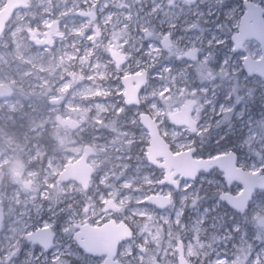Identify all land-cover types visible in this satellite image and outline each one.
Wrapping results in <instances>:
<instances>
[{
    "label": "snow or ice",
    "instance_id": "1",
    "mask_svg": "<svg viewBox=\"0 0 264 264\" xmlns=\"http://www.w3.org/2000/svg\"><path fill=\"white\" fill-rule=\"evenodd\" d=\"M6 10L0 66L60 71L0 112L27 163L0 177V264H264V0Z\"/></svg>",
    "mask_w": 264,
    "mask_h": 264
},
{
    "label": "rangeland",
    "instance_id": "2",
    "mask_svg": "<svg viewBox=\"0 0 264 264\" xmlns=\"http://www.w3.org/2000/svg\"><path fill=\"white\" fill-rule=\"evenodd\" d=\"M41 65L36 64L35 68L30 71H24V69L17 68L11 63V59L4 66H0V73H3L2 78H0V84H6L10 87V93L4 97H0V112L3 111L5 107L10 110H16V108L26 106L28 103H32L35 107L37 102L40 101L42 95L41 89L37 85V78H46L49 83L44 87L51 90L53 87L52 78L60 71L59 67L54 65L46 66L44 71L41 72ZM38 110V109H37ZM62 119L74 118V117H64L61 115ZM8 119L0 118V157H4L0 161V166L2 173L5 175V169L11 168L13 166H19L21 168H26L27 163L25 161V156L19 151V155L15 154L14 162L8 164L7 158L10 156V152H1L4 148L3 139L9 140V142L14 143L17 140L19 134H14L13 130L15 128L9 127ZM67 148L71 149L73 145L71 143L66 145ZM22 150H26V142L21 146ZM88 161L91 163V154L88 156ZM99 163V161H97ZM92 164V163H91Z\"/></svg>",
    "mask_w": 264,
    "mask_h": 264
},
{
    "label": "water",
    "instance_id": "3",
    "mask_svg": "<svg viewBox=\"0 0 264 264\" xmlns=\"http://www.w3.org/2000/svg\"><path fill=\"white\" fill-rule=\"evenodd\" d=\"M10 10H6L4 13H0V17L7 16ZM10 93V87L5 84H0V96L8 95ZM73 119V118H66ZM88 156L81 157L79 160H76L71 168L69 169V174H73L74 172L83 173L87 169L92 167V164L87 159Z\"/></svg>",
    "mask_w": 264,
    "mask_h": 264
},
{
    "label": "flooded vegetation",
    "instance_id": "4",
    "mask_svg": "<svg viewBox=\"0 0 264 264\" xmlns=\"http://www.w3.org/2000/svg\"><path fill=\"white\" fill-rule=\"evenodd\" d=\"M6 85V84H5ZM8 86V85H7ZM6 96V95H4ZM4 96H0V97H4ZM14 134H18L16 129L13 130ZM3 142H4V148L1 152H7L9 151L10 152V156L7 158L8 160V164H12L14 161V157H15V154L17 152V154L19 155V151L23 154L24 153V150L21 149V146L24 144V143H21L18 139L12 143V142H9V140L7 139H3ZM90 155V154H89ZM88 159V157H87ZM24 168V167H23ZM2 173V170H1V166H0V177H2L3 175H1Z\"/></svg>",
    "mask_w": 264,
    "mask_h": 264
}]
</instances>
